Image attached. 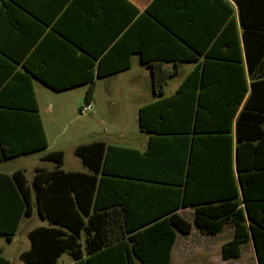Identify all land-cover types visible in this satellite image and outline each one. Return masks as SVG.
Masks as SVG:
<instances>
[{
	"label": "crops",
	"instance_id": "obj_1",
	"mask_svg": "<svg viewBox=\"0 0 264 264\" xmlns=\"http://www.w3.org/2000/svg\"><path fill=\"white\" fill-rule=\"evenodd\" d=\"M226 1L234 7L237 17L234 0ZM219 6L222 0H0V150L7 153L0 164L36 155L41 161L31 178L24 169L0 174L12 176L21 171L31 184L38 170L55 169L56 164L44 157L63 150H51L39 87L60 94L79 87L88 90V82L95 80L90 103L97 108L95 96L100 85L106 96L105 114L100 119L103 136L98 139L94 129L84 128L78 133L85 141L74 145V154L77 147L95 142L135 151L131 160L115 152L117 162L111 163L114 172L128 173L131 178L99 176L103 178L101 204L129 203L131 222L149 225L160 222L163 215L178 207L175 213L190 222L193 229L190 234L178 233L172 258L176 253L182 257L198 252L206 259L204 264H211L209 247L193 246L188 239L193 234L216 237L228 226L227 240L220 245L222 251L234 238L235 228L230 224L218 235L203 234L195 225V214L200 203L220 204L233 193H241L237 124L252 84L245 63L248 93L237 109L243 78L238 72L223 74L216 66L221 63V50L227 49L217 42L225 26L221 25ZM146 11L151 22L139 20ZM136 47L152 60L150 64H161L163 70L174 73L163 92L156 88L152 68L142 63ZM190 53L198 60L185 61ZM242 55L245 62L243 45ZM128 60L130 67L122 69ZM205 62L209 64L207 73L200 70L195 83L180 89L190 73ZM136 66V107L120 106L116 96L123 90L116 81L131 75ZM101 70L108 75L99 77ZM153 103L159 104L147 121L154 129L146 131L140 125V112ZM52 109L50 105L48 110ZM126 113H133L128 118L129 125L124 122ZM197 123L203 131H195ZM261 127L264 131V123ZM130 128L135 129L133 137L128 134ZM45 136L48 148L33 151ZM64 166L65 152L61 166L64 172L90 173L83 163L76 171L65 170ZM184 201L192 205L183 206ZM35 203L34 196L33 213L21 224L36 217L46 223L41 226H47ZM16 235L11 242L0 237L5 259L1 241L11 244ZM85 238L84 235L82 244ZM244 247L255 252L253 242H248L240 247L241 257ZM30 248L31 241L23 252ZM226 261L230 260L223 258L221 264Z\"/></svg>",
	"mask_w": 264,
	"mask_h": 264
},
{
	"label": "trees",
	"instance_id": "obj_2",
	"mask_svg": "<svg viewBox=\"0 0 264 264\" xmlns=\"http://www.w3.org/2000/svg\"><path fill=\"white\" fill-rule=\"evenodd\" d=\"M234 3L238 10L237 17L234 7L226 0H222V6H219L221 25L225 26L217 42L227 49L221 50V63L216 66L217 71L223 74L238 72L243 78V94L238 93L237 109L248 93L245 63L252 78L251 94L237 124L236 159L241 193H233L220 204H198L195 225L205 235H218L226 225H232L235 234L222 248L224 260L239 259L240 247L253 242L258 264H264V131L261 127L264 123V0H234ZM148 16L146 11L139 20L151 22ZM239 26L242 29L241 36ZM135 51L141 55L142 63L150 65L154 84L163 92L174 73L163 70L161 64H150L152 60L146 57L141 48L136 47ZM197 60V56L190 53L185 61ZM130 65L128 60L122 69H128ZM202 68L197 66L180 89L195 83L200 70L206 74L208 62ZM105 75L108 74L103 70L98 72L99 77ZM88 83L85 104L92 101L96 84L95 80ZM56 91L61 90L56 88ZM157 104L141 109L142 129H154L147 117L155 114ZM194 128L195 131H203L198 123ZM47 148L45 136L43 143L33 147V151ZM115 152H122V158L130 160L135 153L132 149L95 142L75 150L76 156L89 169V174L64 172L61 169L63 151L45 155L44 160L54 162L56 168L38 170L31 184L21 171L12 176L0 174V237L12 241L23 218L33 213L34 196L39 216L48 222L47 226H40L29 233L31 248L21 254L22 261L26 264H59L60 258L68 254L73 264L171 263L178 233L190 234L193 225L175 213L178 207L163 215L160 222L149 225L131 222L133 216L129 203L101 204L100 186L103 178L100 175L132 177L128 173L117 174L111 169V163L117 162L114 159ZM2 157H7L4 150H0V161ZM182 205L192 204L184 201ZM84 235L86 238L82 244ZM0 264H11L3 257L1 248Z\"/></svg>",
	"mask_w": 264,
	"mask_h": 264
},
{
	"label": "rangeland",
	"instance_id": "obj_3",
	"mask_svg": "<svg viewBox=\"0 0 264 264\" xmlns=\"http://www.w3.org/2000/svg\"><path fill=\"white\" fill-rule=\"evenodd\" d=\"M136 66L133 73L123 79L116 81L122 93L116 96L119 99L120 106L136 107ZM98 89L95 99L97 100V108L95 103H92L93 112L89 115L82 114L81 108L85 106V93L87 87H79L66 93H54L44 87H39L40 104L42 108L43 118L48 131L51 142V150L62 149L65 152V170L76 171L82 168L80 159L74 154V145L85 141L80 131L84 128H92L98 139L102 138L104 127L100 119L104 116L106 108V96L101 89ZM123 100V101H122ZM50 105L53 109L48 110ZM97 110V114L94 111ZM133 114V113H131ZM130 113L125 114V125L131 123L128 119ZM136 128V127H135ZM135 130V129H134ZM134 130L130 128L128 134L130 137L134 136ZM40 155L22 158L20 160L4 162L0 164V172L13 173L16 170L24 169L26 174L31 178L33 171L37 165H40ZM43 223L41 219L33 217L31 220H24L21 227L11 244L6 241H1V246L4 250V256L11 261L12 264H26L20 259L23 251L30 246L29 232L35 227L41 226ZM229 227L227 226L223 233L216 237L191 235L188 239L189 243L198 246H208L211 264H221L223 261L221 243L227 240ZM183 239L180 238L182 243ZM204 259L198 252H192L189 256H179L178 253L173 255L171 264H204ZM59 264H73L72 258L68 254H64ZM225 264H257L255 252H251L248 247H244L242 257L236 260L226 261Z\"/></svg>",
	"mask_w": 264,
	"mask_h": 264
},
{
	"label": "built area",
	"instance_id": "obj_4",
	"mask_svg": "<svg viewBox=\"0 0 264 264\" xmlns=\"http://www.w3.org/2000/svg\"><path fill=\"white\" fill-rule=\"evenodd\" d=\"M92 112H93V106H92V104H91L90 102L87 103V104H85V106L81 108V113H82V114H87V115H89V114H91Z\"/></svg>",
	"mask_w": 264,
	"mask_h": 264
}]
</instances>
